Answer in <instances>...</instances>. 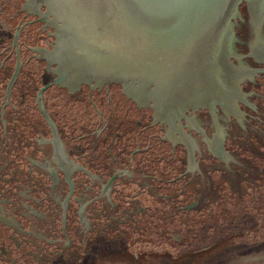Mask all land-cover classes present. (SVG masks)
I'll return each instance as SVG.
<instances>
[{
  "label": "water",
  "instance_id": "1",
  "mask_svg": "<svg viewBox=\"0 0 264 264\" xmlns=\"http://www.w3.org/2000/svg\"><path fill=\"white\" fill-rule=\"evenodd\" d=\"M31 2L38 7L34 15L49 28L53 41L50 49H37L41 63L31 60L23 66L19 84L24 83L29 70L37 86L45 83L49 78L45 62L54 79L38 90L37 101L47 120L42 93L51 85L69 90L81 85H119L136 103L152 104L155 117L168 125L174 123L173 119L178 123L185 120V113L204 108L205 104L212 110L215 104L227 103L231 90H240V79L250 75L237 72L231 61L236 58L230 48L234 26L243 18L240 7L253 22L261 23L264 15V0ZM24 3L25 0H0V52L9 50L3 47H8L12 35L10 18ZM16 40L17 34L13 45ZM23 41L31 46L40 43L25 36L19 40L21 45ZM21 50L26 52L25 58L33 52L26 47ZM20 68L18 58L6 85L7 101ZM19 84L13 90L12 105L17 103ZM23 102L24 106L25 102L32 104L33 98L26 96ZM5 155L1 163L10 164L5 175L9 178L17 168V153L11 150ZM243 156L249 158V154ZM176 165H180L179 161ZM258 167H264V160L258 159ZM209 175L218 184L220 172L214 170ZM182 183L176 182V190ZM221 183L220 197L214 204L188 214L175 209L194 198L195 193L189 189L184 195L187 201L179 197L173 203V214L169 205L149 198L144 204L149 207L148 215L159 207L160 218L136 215L135 228H127L128 237L101 236L87 247L88 253L74 231L65 240L59 230L47 232L46 225L53 220L45 209L32 205L33 209L26 202L37 213L30 215L38 224L31 228L26 219L17 220L9 210L7 214L0 203V264H264V177L260 176L256 186L246 180L233 183V187L228 182ZM15 185L17 182L5 184L2 192L16 191ZM70 227L80 228L76 220ZM25 231L33 239L17 234ZM30 240H37L42 250ZM52 240H57L61 249L49 244ZM51 253L56 255L52 257Z\"/></svg>",
  "mask_w": 264,
  "mask_h": 264
},
{
  "label": "flooded vegetation",
  "instance_id": "2",
  "mask_svg": "<svg viewBox=\"0 0 264 264\" xmlns=\"http://www.w3.org/2000/svg\"><path fill=\"white\" fill-rule=\"evenodd\" d=\"M31 1L25 0L10 18L12 35L8 47H3L9 50L0 52V91L6 81L0 99V203L9 215L26 219L34 228L38 224L30 216L37 214L33 206L45 209L53 220L46 225L47 232L59 230L65 240L74 231L88 253L87 247L101 236L128 237L127 228H135L136 215L160 218L159 207L148 215L144 204L149 198L169 205L173 214V203L179 197L187 201L189 189L194 198L175 209L188 214L214 204L221 182L233 187L246 180L256 186L264 177V167H258V159L264 160V72H259L264 69V15L256 23L240 7L243 18L234 26L230 48L236 58L231 61L237 72L250 75L240 79V90H231L227 103L215 104L212 110L203 104L204 108L185 113V120L173 119L168 125L155 117L152 104L136 103L119 85H81L74 90L51 85L42 93L47 120L37 101L38 90L54 79L45 62L49 76L45 83L37 86L29 70L19 84L23 66L31 60L41 63L37 49H50L53 41L49 28L34 15L38 7ZM23 36L40 43L21 45ZM21 46L33 52L25 58ZM18 58L21 68L7 101L6 85ZM18 84L17 103L12 105ZM26 96L33 102L24 106ZM11 150L17 153V168L6 178L10 164L1 161ZM214 170L221 174L218 184L210 179ZM179 180L183 183L176 190ZM12 182H17L16 191L3 193V186ZM75 220L80 228L70 227ZM25 232L17 234L30 237ZM30 241L38 245L37 240ZM50 242L61 249L57 240Z\"/></svg>",
  "mask_w": 264,
  "mask_h": 264
}]
</instances>
